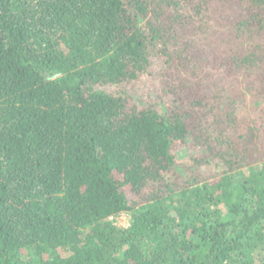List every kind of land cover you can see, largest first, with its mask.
Segmentation results:
<instances>
[{"label": "trees", "instance_id": "16d2710c", "mask_svg": "<svg viewBox=\"0 0 264 264\" xmlns=\"http://www.w3.org/2000/svg\"><path fill=\"white\" fill-rule=\"evenodd\" d=\"M263 143L264 0H0V264H264Z\"/></svg>", "mask_w": 264, "mask_h": 264}, {"label": "rangeland", "instance_id": "374dc122", "mask_svg": "<svg viewBox=\"0 0 264 264\" xmlns=\"http://www.w3.org/2000/svg\"><path fill=\"white\" fill-rule=\"evenodd\" d=\"M259 147L264 149V143ZM261 153H263L262 155H264V150H261ZM114 223L116 224V226L126 227L127 224L129 223V217L128 215L123 214L122 216L118 217V219H116Z\"/></svg>", "mask_w": 264, "mask_h": 264}, {"label": "built area", "instance_id": "2783aa9c", "mask_svg": "<svg viewBox=\"0 0 264 264\" xmlns=\"http://www.w3.org/2000/svg\"><path fill=\"white\" fill-rule=\"evenodd\" d=\"M122 215H123V214H122ZM122 215H120V216H122ZM120 216H119V217H120ZM116 219H118V217H116L115 219L110 218L109 220H110V221H113V220L115 221ZM127 226H128V224H127Z\"/></svg>", "mask_w": 264, "mask_h": 264}]
</instances>
